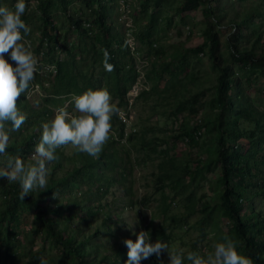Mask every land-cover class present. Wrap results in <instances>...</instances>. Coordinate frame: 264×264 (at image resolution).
I'll return each instance as SVG.
<instances>
[{"label": "rangeland", "instance_id": "rangeland-1", "mask_svg": "<svg viewBox=\"0 0 264 264\" xmlns=\"http://www.w3.org/2000/svg\"><path fill=\"white\" fill-rule=\"evenodd\" d=\"M42 1L25 0L27 7L21 17L31 29L25 39L31 43L39 65L29 92L19 98L25 101L20 111L27 119L36 122L26 123V119L19 131L10 133L6 153L0 155V168L6 167L9 156L20 157L26 166L34 163L31 157L35 150L30 154L19 147L34 131L41 129L42 123L53 118L55 108L67 103L74 94L65 98L64 94H55L53 87L56 63L72 60L80 74L79 82L90 77L96 89L106 86L112 103L123 113V118L113 116L111 137L101 153L113 151L119 157L116 164H121L128 174L125 181L112 180L109 176L116 179L115 174L100 169L93 170L90 179L77 175L75 169L93 157L77 153L70 145L58 148V159L48 165V183L67 174L66 180L72 185V191L64 193V200L58 201L65 207L56 229L73 234L76 241H81V248L86 252L85 260L93 264H125L128 249L123 241L129 238L135 241L133 232L138 233L141 229L149 231L153 242L157 239L167 242L170 250H182L185 256L188 252L204 255L225 236L237 241L238 251L245 255L244 240L237 238L233 222L224 215L220 205L219 194L225 188L221 181L222 170L199 168L201 162L214 157L217 152L216 132L205 131L190 143L175 135L184 125L193 127L198 118L210 121L215 118L218 109L216 102L213 104V95L220 66H227L241 76L253 105L263 112L259 126L264 127V75L247 68L239 70L230 58V44L226 41L231 28L229 22H238L258 13L255 22L259 24L263 38L259 45L256 44V51H264V0L210 2L214 13L221 17L214 28V31L220 30L217 66L207 58L205 50L202 53L194 50L204 40L205 21L213 20L211 15L207 14V17L203 12L205 2L194 0L198 5L194 10H182L178 15L176 10L180 9L182 0H157V6L155 0H102L101 4L107 8L106 24L129 48V54L121 57L118 49L121 43L111 42L109 48L113 58L118 59L117 67H122L121 73L136 72L134 81L131 82L129 76L122 79L128 88L125 93L127 101L121 104L114 93L113 76L103 67L99 48L96 52L92 49L99 30L87 0H52L48 37H42L44 21L39 7ZM15 2L0 0V6L12 7ZM67 15L80 23L85 34L77 31ZM151 15L155 16L156 22L150 29V39L145 40L142 31ZM247 34L248 31L243 30V38L236 44L239 50L254 43V37ZM5 59L15 67L10 55L6 54ZM53 64L54 72L44 67ZM73 110L74 106L69 105V111ZM118 121L123 123L122 134L118 130ZM240 126L246 131L255 129L248 121ZM8 127H11L10 123ZM256 140L254 154L250 148L251 154L247 155L251 156L250 161L258 159L257 167L264 170V165L259 164L261 152H264V131ZM11 146L16 149L11 150ZM257 167L253 166V177L248 176L247 189L242 190V198L247 202H241L243 206L239 215L246 225L245 236L264 244V179L260 185L252 183L256 180L255 175H264L258 174ZM179 175H183L181 182L186 188L176 180ZM106 176L109 178L108 188L101 186ZM6 182L12 181L6 179ZM259 186L263 187L260 189ZM124 187L129 188L130 193H125ZM36 191L32 192L34 197ZM257 191L261 193L258 196ZM190 203L194 206L193 214L185 218L186 204ZM206 207L210 210L203 213ZM3 210L0 194V220ZM35 217L33 210L18 212L15 218L4 216L11 231L8 242H4L0 235V264H9L7 252L13 255L12 264H41L42 260L46 264H71L73 260L69 256L62 261V253L52 246L43 232L36 231L39 222ZM162 260L163 264H168L166 252L162 254ZM141 264H160V261L153 255L142 260ZM185 264L189 262L185 260Z\"/></svg>", "mask_w": 264, "mask_h": 264}, {"label": "trees", "instance_id": "trees-1", "mask_svg": "<svg viewBox=\"0 0 264 264\" xmlns=\"http://www.w3.org/2000/svg\"><path fill=\"white\" fill-rule=\"evenodd\" d=\"M101 1L102 0H87V5L92 8V12L95 17L94 23L99 30L96 43H92V49L96 52L99 48L100 51L98 54L102 57V59V49H106L110 54L111 59L109 60V63L114 65V70L111 72L113 76L114 93L115 96L118 97V104H121V102L127 101L125 93L128 88V85H126L127 83L122 82V79L126 80L129 76V79L132 82L135 80L136 72L130 73L129 71H123V73H121L122 67H117L118 59L116 57L113 58L112 50L109 48L111 42L121 43V47H118L119 51L122 53L121 57H125L129 54V48L127 47L125 41L117 34L113 33L109 25L106 24L105 10L107 8L105 5L101 4ZM199 1L201 3H206V7L203 8V12L205 15H211L213 20L205 21L207 26L203 31L204 40L194 50L199 53H202V51L205 50L207 58H209L211 62L217 66L216 60L220 59L218 55V33L220 30L214 31V28L220 23L221 17H218L214 13V8L210 5V2L213 0ZM196 2L197 1L194 0H182L181 7L176 10V12L178 15L182 12V10H184V12H191V10H194L198 6ZM51 3L52 0H43L39 6L41 18L44 21L42 37L49 36L47 26L50 24L51 17L49 14V7ZM93 3H95V7L92 5ZM154 5L157 6V0L154 1ZM255 14L258 13H252L238 22H229L231 28L226 41L230 44V58L233 63L237 64L239 70L247 68L250 72L258 71L260 74L264 75V51H256V44L259 45L263 35L262 32L259 31V24H256L255 22ZM181 17L182 16H180V19ZM67 19L70 23L75 25V28L81 35L85 34L86 30L82 29L80 23H78L75 18L67 15ZM155 22V16L151 15L146 27L142 31V36L145 40L150 39V29L153 27ZM243 30L248 31V37H254V43H252L249 48H242L239 50L236 44L241 38H243ZM56 64L57 74L55 81L53 82L55 94H64V97L66 98L70 93L81 94L89 88L96 89L95 83L90 77L84 78V76H82L81 78L84 79L79 82L78 78H80V74L76 71V65L72 60L68 63L57 62ZM126 73L129 74L126 75ZM123 74L125 76L122 77L121 75ZM229 91H231L230 94ZM214 93L213 104L216 102L215 107H217L218 110L213 121H210L208 118H198L193 127H184V125L179 129L178 134L175 136L177 138H184L185 141L190 143L200 137L205 131L216 132L218 145L217 152L214 154V157L201 162L202 164L199 165V168L203 167L208 171L215 170L217 168L222 170L223 174L221 181L225 184V188H223V191L220 192L219 200L224 215L228 216V218L233 222L234 232L237 238H243L245 255L252 259L253 264H264V256H262L264 244L245 236L244 230L246 225L243 223L239 215L243 206L241 202H247L245 198H242V190L247 189L249 184L247 178L248 176L251 178L253 177L251 174L252 168L253 166L257 167L258 165L256 163L258 159H254L253 161L249 160L251 156L248 157V155L251 153L248 150L251 148L254 154V147L257 146L256 138L264 131V127L259 126L263 112L256 109L253 105L245 82L241 80V76L236 74V71L231 69L229 70L227 66H220V74L217 75ZM18 102L19 109H23L25 101H20L19 99ZM112 120L114 121V118H112ZM244 121L252 123L255 129L252 131H246L244 127L240 126V124ZM35 122L36 121H33L32 119H27L26 121V123L33 124ZM117 126L119 133L122 134L123 123L118 121ZM40 136L41 129L34 131L30 137H27L26 140H24V143H22L19 148L22 147L25 149V152H29L31 154L35 150L33 148L34 144L39 143ZM34 137H36V139H34ZM10 148L11 150H15L16 146H11ZM260 158L259 164L264 165V152H261ZM118 160L119 157H116L113 151L100 153L98 158L93 157L90 162H85L82 167H78L75 170L78 172L77 175L85 176L88 179L92 177V171L95 169L110 171L116 175V179H114L113 175L109 176L110 179L115 181L122 179V181H125L128 171L121 167V164H116ZM251 162H254V164H251ZM117 168H119V170H117ZM257 168L259 169L257 171L258 174L260 172L261 174H264V170H261L259 167ZM67 177L68 176L66 174L61 179L49 182L46 189H37L35 194L36 197H34V194L31 193L26 196L24 200L19 198L21 192L19 182H6V179L0 178V194L4 203V210L0 220V235L3 236L4 242H8V234L11 230L8 226V222L4 220L5 215L9 218H15L18 212L23 213L33 210L36 212L35 218H37L39 222V225L36 227V231L43 232L45 237L50 240L52 246L62 253V261L67 259L69 256V259L73 260L71 264H93L88 263L85 260L84 256L86 252L81 248V241H76L73 234H67L64 231L56 229L60 222L59 216L63 213L65 207V204H61L58 201L64 200V193L72 191V185L68 184V181L66 180ZM97 177L99 178V176ZM182 177L183 175H179L176 180L182 188H186L181 182ZM255 177L256 180L252 183L257 182V184L260 185L263 182L262 180L264 179V175L262 177L255 175ZM109 178L106 176V179L102 182L101 186L108 188ZM261 187L263 186H259L260 189ZM123 189L125 193H130L129 188L124 187ZM256 194L258 196V194L261 193L260 191H257ZM185 201L186 203H189L188 198H186ZM186 206L188 207L186 208V213L183 216L185 218L191 216L194 209L192 203L186 204ZM208 210H210V207H206L202 212L205 213ZM7 256L9 257L8 263L12 264L13 255L7 252ZM59 264H61V262Z\"/></svg>", "mask_w": 264, "mask_h": 264}, {"label": "clouds", "instance_id": "clouds-1", "mask_svg": "<svg viewBox=\"0 0 264 264\" xmlns=\"http://www.w3.org/2000/svg\"><path fill=\"white\" fill-rule=\"evenodd\" d=\"M26 7L25 0H16L12 7L0 6V155L6 153L10 133L19 131L27 119L17 107V101L29 92L38 71L39 61L31 43L25 39L31 29L21 19ZM102 51L103 67L112 72L114 65L109 63L110 54L106 49ZM6 54L10 55L15 67L5 59ZM44 67L55 71L54 64ZM69 105L74 106L73 111H69ZM113 116L123 118V113L112 103L106 86L72 94L67 103L55 108L51 120L42 123L40 140L31 157L34 163L26 166L20 157L9 156L6 167L0 168V178L19 182L21 200L36 189H46L48 165L58 159L56 150L70 145L77 153L98 158L111 137ZM133 235L135 241L130 238L123 241L128 249L125 264H141L153 255L163 264L165 252L168 264H185V260L189 264H253L250 257L238 251V242L228 236L204 255L188 252L185 256L182 250H170L167 242L159 239L153 242L149 231L141 229ZM41 264L46 262L42 260Z\"/></svg>", "mask_w": 264, "mask_h": 264}]
</instances>
